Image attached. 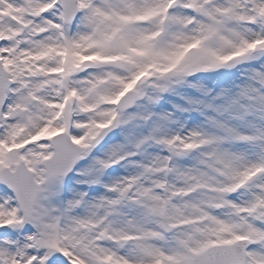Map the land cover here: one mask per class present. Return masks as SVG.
I'll list each match as a JSON object with an SVG mask.
<instances>
[{
    "label": "snow or ice",
    "instance_id": "obj_1",
    "mask_svg": "<svg viewBox=\"0 0 264 264\" xmlns=\"http://www.w3.org/2000/svg\"><path fill=\"white\" fill-rule=\"evenodd\" d=\"M0 264H264V0H0Z\"/></svg>",
    "mask_w": 264,
    "mask_h": 264
}]
</instances>
